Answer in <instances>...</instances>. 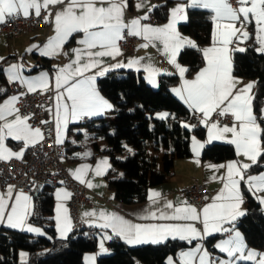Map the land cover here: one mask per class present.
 I'll use <instances>...</instances> for the list:
<instances>
[{"label": "snow or ice", "instance_id": "6c2138e0", "mask_svg": "<svg viewBox=\"0 0 264 264\" xmlns=\"http://www.w3.org/2000/svg\"><path fill=\"white\" fill-rule=\"evenodd\" d=\"M237 4L239 7L234 8L231 0H190L192 7L211 10L216 30L213 33V46L202 50L207 62L206 67L197 74L195 79H185L182 88L174 89V91L192 109L202 114V122L208 127L209 142L226 139L229 144L234 145L238 156L245 157L251 163L237 160L227 164L210 165L213 169H226V172L220 177L223 188L212 198V202L203 206L202 209L198 210L186 201H181L176 206L172 201H166L163 210L147 211V214L141 217L144 220L163 222L132 223L115 213L101 211L99 218L103 223L96 225L101 229H111L116 236L131 245L158 244L169 237L191 243L193 240H203L204 237L216 232L230 233L227 239L215 245L222 253L227 254L228 259L211 258L202 244L198 243L195 248L180 253L182 264H238L240 261L264 264V253L247 249L241 234L234 228L225 227L226 224H232L238 216L243 215L237 210L239 203L242 202L240 193L242 181L254 194L264 192V173L258 175L247 173L252 165L257 164L260 158L264 157V128L261 127L258 117L253 112L252 97L248 94L252 85L249 84L243 89L235 87L236 81L230 74L231 61L228 48V45L232 43V37L237 36L238 33L244 38L248 37L249 34L242 29L251 22L249 19L251 16L255 20L257 39L261 45L258 51L264 52V0H237ZM50 5H64V7L55 14V35L49 38L45 51L41 54L46 56L59 54L64 43L73 34H83L79 44L84 46L82 49H73L76 59L59 67L55 76L57 142H60V127L66 125L69 119L78 120L86 116L99 115L112 107L100 95L95 86V80L97 75L103 76L109 70L108 67H100L102 64L100 58L119 54L118 41L124 38L125 29L128 30L129 35L143 37L146 43L140 45L141 47L155 46L157 43L163 45L165 55L178 69L181 77L187 71L176 60L183 47L196 46L192 41L181 37L175 27L178 20L186 18L184 5H177L171 10V18L166 25L152 26L141 23L148 18L147 14L134 18L128 23L124 22L127 0H0V23H4L6 17L20 12L27 17L30 9H34L35 14L39 16L41 9H48ZM144 6L145 0H140L137 7ZM237 23L240 24V28L236 27ZM97 48L101 50L92 51ZM239 50L244 51V49ZM82 57L87 59L82 60ZM134 63L139 61L129 60L127 65L117 64L114 67H132ZM20 68L22 65L9 66L7 71L10 72V82L20 80L27 86L29 92L49 89L50 81L47 73L41 74L38 78L28 79L19 74ZM93 68H96L97 72L86 75ZM146 70L149 81L155 84L154 77L159 70L151 65ZM18 100L19 96H12L0 103V159H10L13 155L19 157L22 154L12 153L5 147L4 141L9 137L23 141L26 145L35 143L38 138H43L39 128H32L27 123L28 117L19 115V109L16 107ZM215 112L219 115L231 114L235 122L231 127L227 125L220 127L218 122L209 123L212 113ZM13 115L14 118L9 119ZM158 115L163 119L168 114ZM185 127L189 126L185 125ZM229 133L230 138L226 136ZM203 147L204 145L193 137V151L197 155L199 149ZM101 165L104 166L103 170L110 167L107 159L99 162L95 169L97 175L103 172ZM89 167V165H82L75 171V178L83 183V173ZM88 186L94 185L88 182ZM13 189L14 186L9 185L6 193H0V222L6 220L12 228L41 234L39 228L27 223L32 209L31 196L19 191L13 198ZM160 198L159 192H151L149 195V200L154 204L158 203ZM258 199L264 203V197H258ZM10 200L13 201L11 205H9ZM61 207V205L57 207V220L58 230L63 237L71 230V222L65 215L63 226H60ZM64 211L67 212L66 209ZM83 215L87 217L97 214L93 211L85 212ZM197 223L202 225V229L196 227ZM111 238L108 235L102 237L101 252L107 251L104 240ZM169 264H173L171 258Z\"/></svg>", "mask_w": 264, "mask_h": 264}, {"label": "crops", "instance_id": "0c3cea01", "mask_svg": "<svg viewBox=\"0 0 264 264\" xmlns=\"http://www.w3.org/2000/svg\"><path fill=\"white\" fill-rule=\"evenodd\" d=\"M140 2V0H127V6L124 9V22L128 23L134 18L142 17L145 14L149 17L152 14L156 15V7L164 2H167V18L165 20H160L157 23L147 22L146 20H142V24H150L152 26H163L166 25L170 18H171V10L176 8L177 5H184L185 6V19L184 20H178L175 27L176 30L179 32L181 37L186 38L190 41H192L196 45V40L189 34L184 33L181 30V25L186 23L188 21V9L192 6H190V0H145V6L142 8H138L137 5ZM55 9L53 13L51 14V25L48 29L43 30H37L29 35H25L22 37H16V38H10L6 34H0V63L5 61L3 65L2 70V78L0 80V103H3L6 99H8L9 96L7 94V87L10 83L9 76L10 72L7 71L9 69V66L11 65H22V68L19 69V74L28 79L32 78H38L43 73H47L50 81V86L47 91L37 89L36 91H41L44 93H48L50 91L54 92L53 99L51 102L47 103L45 105V111L47 118L54 123V130H55V139L57 141L58 139V129H57V121H56V90H55V76L57 74L58 68L63 67L64 65H67L74 61L76 59V53L73 51V49H82L84 46L79 44V40L82 39V33L79 34H73L66 43L62 46L59 54L54 56H46L42 55L41 53L45 51V45L47 44L50 37L55 35V24H54V17L58 10H61L64 5H54ZM107 6V5H105ZM155 6V7H152ZM151 10L149 11V9ZM203 9V8H202ZM208 10V9H205ZM30 11V10H29ZM211 12V10H208ZM22 13V12H21ZM212 13V12H211ZM213 15V13H212ZM157 16V15H156ZM249 19L251 20L250 23H248L242 31H246L249 35L247 38H244L239 33L237 36L232 37V43L228 45L229 48V56L231 61V71L230 74L234 81H236V89H243L247 85L251 84V89L248 90V94L252 97V107L254 115H256L254 110V91L255 86L254 82L248 79H245L243 77H240L236 75L233 71V55L236 50L240 51L239 49H245L246 48V41L249 39L251 30L253 29V39L256 42L257 49L261 47L258 39H257V32H256V24L255 20L250 16ZM237 28H240V24H236ZM216 30V24L213 21V30H212V36L211 41L208 44L201 46V52L203 56V65L192 75H187L186 72L183 77L180 76L178 69L169 62L168 57L165 55L163 50V45L157 43L155 46L149 45L148 47H141L140 45L146 43V41L143 39L142 36L140 38L142 39L140 44L137 46L134 52L132 53H123L119 48V41H118V48H119V54L116 55H108L100 58L102 60V64L100 67H108V71L103 76H96L95 80V86L97 90L99 91L100 95L103 96L111 105L112 107L110 109L105 110L103 113L99 115L90 116L91 123L88 125H80L81 119L78 120H71L69 119L68 123L66 125H62L59 129V141L57 142L59 144H63L66 146V154L63 158V164L65 165L66 169L69 171V173L75 178V171L79 169L82 165H89L90 167L86 169L83 173V184L86 185L91 195L95 199V204L93 206H81L80 207V216L83 219V221L91 228L98 231V234L94 237H88V240L90 243L93 244L94 248L93 250L87 251L83 254L82 259L84 264H98L99 260L103 257H107L112 253L111 249V243L112 241L116 239H121L120 237L116 236L111 229H101L97 227L96 225L103 223L102 220L99 218V213L101 211H104L106 213H115L120 217H123L125 220H128L132 223H160L163 221H153V220H144L141 219L142 216L147 214V211H157L158 209L163 210L164 204L166 201H172L174 206L179 205L181 201H186V199L179 193L180 190L188 185L192 178L198 179L200 182L205 183L207 189L210 191L209 196L205 200L204 203H202L200 206H195L198 210L202 209L203 206H205L208 203L212 202V198L215 197L220 190L223 188V183L220 179L225 172L226 169H213L210 167V165H221V164H227L230 161H242L245 163H251L243 156H238L237 153L234 158L232 159H225V160H215V159H208L203 158V152L204 149L212 145L213 143H228L227 140H214L209 142V135H208V127L202 122L203 118L201 120V126L204 127L205 134L204 137H198L196 134L191 133L190 139H189V145H190V155L186 157H182L180 155L176 156L171 164H170V176L162 183L150 185L147 188L146 191V199L142 202H134V203H126L122 201H118L115 198L114 193L110 190L108 185V172L112 169V162L110 160L109 155L106 153V149L108 146V137L107 135H111L113 130L108 129L107 126L118 117L114 104L108 99L106 94L100 89V80L110 74L115 75H125L127 72H134L135 74H142L145 78L146 82L152 86H158L159 77L161 75H169L174 74L178 76V83L174 85L171 89L172 93L181 99V97L174 91V89L182 88L183 81L185 79L187 80H193L196 78L197 74L206 67V60L203 55V49L212 47L213 46V33ZM185 47H192V46H185ZM183 47L182 49H184ZM181 49V50H182ZM101 49H93L92 51H99ZM179 51L176 60L179 65L186 68V66L179 60V54L181 52ZM261 52V51H260ZM264 54V52H261ZM86 57H82V60H86ZM129 60H138L139 63H134L132 67H114V65L117 64H123L127 65ZM151 65L152 67L159 70L158 73L155 74V81L156 83L153 84L148 79V71L146 70L147 67ZM97 72L96 68L91 69L89 73H86V75H92ZM13 82H19L23 86L27 88L26 85L21 83L20 80H16ZM183 102L184 100L181 99ZM70 103V102H69ZM185 103V102H184ZM186 104V103H185ZM188 108L196 114H201L199 111H196L192 109L188 104H186ZM17 107V106H16ZM264 101L263 106L261 109V112L258 117V122L261 124V127L264 128ZM218 113V112H215ZM215 113H212L215 114ZM21 116V114L19 113ZM202 115V114H201ZM211 115V116H212ZM231 115V114H229ZM22 117V116H21ZM203 117V116H202ZM14 115L12 117H9V119H13ZM234 118V117H233ZM211 122H218L220 127H223L225 125L231 127L233 123H222L217 120H210ZM27 123L29 125L30 122L27 120ZM192 124V128L196 127L194 122H190ZM105 125L106 129H105ZM32 128L33 127L31 125ZM184 126L182 124L179 126V129L181 130ZM228 138L231 137V134H226ZM193 137L200 143L204 145L203 148L199 149V154L197 155L196 152L193 151ZM41 139H37L35 143H31L26 145L23 141H17L12 139L11 137L7 138L4 141L5 147L7 149H10L12 153H22L19 157L13 155L10 159L16 158V159H23L26 158L29 155V152L31 148L40 141ZM234 147V145H232ZM235 148V147H234ZM172 151L171 146H169L168 149L163 153V156L165 154L170 155ZM236 151V150H235ZM88 153V155H85ZM162 156V158H163ZM162 158L159 162H157L156 167L157 169H163L164 163ZM5 159V160H10ZM107 159L108 165L110 167H107L106 170L104 169V166L101 165V168L103 170L101 175H97L95 172L96 166L99 162ZM248 173V171H247ZM260 173H264V168L255 172V173H248L249 175H258ZM77 181L81 182L80 180L76 179ZM88 182H91L94 186L89 187ZM82 183V182H81ZM9 185H6L2 188H0V193H6ZM13 186V185H12ZM41 187L39 185L34 187V192H25L32 198V209H31V215L34 212L35 208V196L38 190ZM249 190L248 185L245 182H241L240 185V193L242 197V202L239 203L238 211L242 212L243 215L245 214L247 210V202L245 199L244 189ZM21 190H16L14 187L13 189V198L17 192ZM51 194L53 198V205H52V212L47 216L49 224H51L54 227V230L56 234L59 237H62L60 234V231L58 230V220H57V207L58 205H61L59 212L60 226H63V221L65 215L70 219L71 222V230L66 234L64 237H68L70 234H72V221L69 214L68 209V199H69V190L63 186L58 185L54 188H51ZM250 191V190H249ZM151 192H159L161 193V198L159 199L158 203H152L151 200H149V195ZM253 196L256 198V200L260 203L262 209L264 210V203H261V200L258 199V197H264V192H258L253 193L250 191ZM68 194V195H66ZM13 201H9V205H11ZM187 202V201H186ZM188 203V202H187ZM189 204V203H188ZM67 210L65 213L64 210ZM95 212L97 215L95 216H87L85 217L83 213L85 212ZM171 211V210H167ZM27 219V223L33 227L39 228L41 230V234L28 232L26 229L22 230L19 228H12L8 225L7 221L0 222V233L7 232L8 230H16L25 234H29L35 238L37 237H46L47 233L45 229L38 224L32 223L30 221V217ZM242 215L238 216L240 218ZM235 220V221H236ZM235 221L232 224H226L225 227L234 228L235 231H238L241 236L243 237V241L247 247V249L255 250L258 253H264L263 249H257L255 247H251L247 244L244 233L240 228L237 227L235 224ZM197 228L202 229V225L197 223ZM108 235L111 236V239L104 240V247L107 249L106 252H101L100 250V241L103 236ZM230 233H224V232H216L212 235L206 236L203 238V240H193L191 243L187 242L189 245L183 249L178 250V252L175 255H169L166 259L167 264H169V259L171 258L173 264H182L180 253L188 251L192 248H195L196 245L202 244L203 248L208 251L210 254V257L213 259H228L226 253H222L218 248L215 247L216 244H218L221 240L227 239ZM215 237L213 241L208 244V239ZM172 238L169 237L165 241L161 242L164 243L168 240H171ZM123 240V239H121ZM175 240V239H172ZM180 240V239H176ZM124 241V240H123ZM182 241V240H180ZM125 242V241H124ZM126 243V242H125ZM158 243V244H161ZM129 246H139L143 244H135L131 245L126 243ZM145 244H152V243H145ZM21 251V250H20ZM18 252V256L21 257V252ZM77 258L76 254L69 253L66 255L62 261L61 264H72L73 261ZM28 259V257H27ZM238 264H252V262H245L240 261Z\"/></svg>", "mask_w": 264, "mask_h": 264}, {"label": "trees", "instance_id": "16d2710c", "mask_svg": "<svg viewBox=\"0 0 264 264\" xmlns=\"http://www.w3.org/2000/svg\"><path fill=\"white\" fill-rule=\"evenodd\" d=\"M158 20L167 18V2L156 7ZM181 30L196 40L195 47H185L179 54V60L186 66V74H194L203 65L201 46L211 41L213 20L208 10L190 7L188 21L181 25ZM246 41L244 51L236 50L233 55V71L236 75L254 82V110L259 116L264 101V54L258 51L253 39V29ZM6 61V60H5ZM5 61L0 63V80ZM174 74L161 75L157 88L150 86L142 74L127 72L125 75L110 74L100 80V89L114 104L117 118L105 125L113 132L108 137L106 153L112 162L108 172V185L118 201L126 203L142 202L150 185L164 182L170 176V164L180 155H190L189 139L191 133L203 138V126L192 129L179 126L193 122L195 113L171 89L178 83ZM167 113L166 118L158 114ZM107 130V129H106ZM163 140L166 147L171 146L170 155L162 158L163 169H157L156 161L150 155L149 142ZM133 149L131 154L127 152ZM127 155L123 158L125 153ZM236 155L235 148L229 143H213L203 152V158L225 160ZM264 168V157L248 169L255 173ZM125 172L124 179L112 177L115 171ZM51 188L42 186L35 196V208L30 217L32 223L41 225L46 237H33L16 230L0 233V264H19L18 252L28 253L27 264H61L69 253L77 255L72 264H84L82 256L93 250L88 237L81 232H72L68 237H59L47 216L52 212L53 198ZM247 210L235 221L244 233L249 246L264 248V210L253 194L244 189ZM215 237L208 239L210 244ZM189 244L180 240H168L161 244H143L129 246L123 240L111 243L112 253L99 260L98 264H167L169 255Z\"/></svg>", "mask_w": 264, "mask_h": 264}, {"label": "built area", "instance_id": "2783aa9c", "mask_svg": "<svg viewBox=\"0 0 264 264\" xmlns=\"http://www.w3.org/2000/svg\"><path fill=\"white\" fill-rule=\"evenodd\" d=\"M231 4L234 8L239 7L237 0H231ZM54 9L55 6L50 5L48 9H41L39 16L35 14L34 9H30V14L27 17H24L21 12L6 17L5 22L0 23V34L16 38L29 35L37 30L48 29ZM146 21L157 23L159 20L155 14H152ZM123 37L119 41V48L126 54L134 52L142 40L138 36L129 35L127 29L124 30ZM7 94L11 97L19 96L16 103L19 113L22 117H28V121L33 127L41 130L43 138L31 148L26 158L0 159V188L13 185L16 190L34 192V187L37 185H44L48 188L63 185L69 190L68 209L72 221V232H81L88 237L96 236L98 231L89 227L80 216V207L93 206L95 199L89 188L74 179L63 164L66 146L57 143L54 123L46 115L45 105L51 102L54 92H29L19 82H12L7 87ZM202 118L201 114L195 115L193 122L196 126H201ZM210 120L229 124L234 122L232 115H219L218 113L213 114ZM90 123L91 120L87 116L80 121V125ZM179 193L189 204L200 206L205 202L210 191L205 183L192 178L191 182L184 186Z\"/></svg>", "mask_w": 264, "mask_h": 264}, {"label": "rangeland", "instance_id": "374dc122", "mask_svg": "<svg viewBox=\"0 0 264 264\" xmlns=\"http://www.w3.org/2000/svg\"><path fill=\"white\" fill-rule=\"evenodd\" d=\"M153 88H157V86L153 87ZM185 125H188L189 129H191L192 124L190 122H185L182 124V126L185 127ZM150 146H149V152L150 155L154 158V160L157 162L160 161V159L163 156V153L166 151V149H168L169 147H166L164 145L163 140H159V141H151L149 142ZM127 152H130L131 154L134 152L133 149H129ZM127 152L121 156V157H125L127 155ZM112 177L114 178H118V179H124L125 178V172L122 170H117L114 172V174L112 175ZM21 257H19V264H27V257H28V253L25 250H21ZM22 254H26V255H22Z\"/></svg>", "mask_w": 264, "mask_h": 264}, {"label": "water", "instance_id": "95a60500", "mask_svg": "<svg viewBox=\"0 0 264 264\" xmlns=\"http://www.w3.org/2000/svg\"><path fill=\"white\" fill-rule=\"evenodd\" d=\"M39 187H42V185H39Z\"/></svg>", "mask_w": 264, "mask_h": 264}]
</instances>
